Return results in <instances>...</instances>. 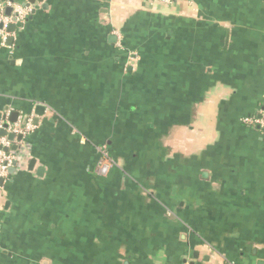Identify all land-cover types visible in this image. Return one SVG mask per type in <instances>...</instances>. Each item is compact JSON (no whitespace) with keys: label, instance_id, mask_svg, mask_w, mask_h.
<instances>
[{"label":"crops","instance_id":"1","mask_svg":"<svg viewBox=\"0 0 264 264\" xmlns=\"http://www.w3.org/2000/svg\"><path fill=\"white\" fill-rule=\"evenodd\" d=\"M11 1L0 264H264V0Z\"/></svg>","mask_w":264,"mask_h":264},{"label":"built area","instance_id":"2","mask_svg":"<svg viewBox=\"0 0 264 264\" xmlns=\"http://www.w3.org/2000/svg\"><path fill=\"white\" fill-rule=\"evenodd\" d=\"M150 4L159 3L162 5H172L177 0H144ZM9 8L11 12L9 15L5 14V10ZM29 6L15 3L11 0L0 4V46L8 48L7 41L9 38H14L15 32L8 30L11 24H20L22 26L31 13ZM134 57L130 56V61L134 62ZM244 122L253 125L264 135V108L259 109L254 115L245 117ZM35 129L33 119L24 118L16 121L13 124L7 122H0V132L6 131L12 133L15 137L20 136L21 140L18 142L10 141L7 136L0 135V178H5L8 175V170L12 167L14 161L21 163L24 155V148L26 147V139ZM17 145V150H12V146ZM21 150V152H20ZM103 155L97 163L96 173L100 176H105L109 173L111 168L116 164L110 160L108 156L102 152ZM1 199V198H0ZM1 209V201H0Z\"/></svg>","mask_w":264,"mask_h":264},{"label":"water","instance_id":"3","mask_svg":"<svg viewBox=\"0 0 264 264\" xmlns=\"http://www.w3.org/2000/svg\"><path fill=\"white\" fill-rule=\"evenodd\" d=\"M10 12H11V9H9V8H7V9L5 10V14H6V15H9ZM20 27H21L20 24H11V25H9L8 30H9L10 32H13V31H15L16 29H18V28H20ZM11 43H12V38H9L8 41H7V45H10ZM42 111H43L42 107H37L36 110H35V114L39 117V116L42 115ZM17 117H18L17 113H11V115H10V119H9L10 123H11V124L15 123V122L17 121ZM36 120H37V119H35V121H34V125H35V123L37 122ZM0 135H2V136H7V138H8L10 141H13V140L15 139V136H14L12 133H7L6 131H1V132H0ZM20 140H21V137H20V136L16 137V141H17V142L20 141ZM17 149H18L17 145H13V146H12V150H17ZM34 163H35V160L30 161V167H31ZM16 166H17V162L14 161L12 167L8 170V174H9V175H11V174L15 171ZM41 171H42V169H39L38 172L41 173ZM3 180H4L3 178H0V186H1L2 183H3Z\"/></svg>","mask_w":264,"mask_h":264},{"label":"trees","instance_id":"4","mask_svg":"<svg viewBox=\"0 0 264 264\" xmlns=\"http://www.w3.org/2000/svg\"><path fill=\"white\" fill-rule=\"evenodd\" d=\"M115 167V166H114ZM112 169V168H111Z\"/></svg>","mask_w":264,"mask_h":264}]
</instances>
